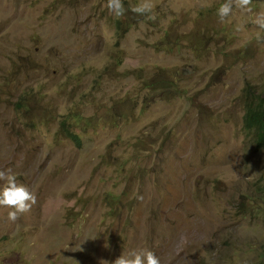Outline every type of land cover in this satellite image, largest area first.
<instances>
[{
    "label": "rangeland",
    "instance_id": "1",
    "mask_svg": "<svg viewBox=\"0 0 264 264\" xmlns=\"http://www.w3.org/2000/svg\"><path fill=\"white\" fill-rule=\"evenodd\" d=\"M106 2L0 0V170L37 197L15 222L0 207V264H264L243 97L264 89V0L223 22L224 0H151L155 19ZM169 74L177 91L148 84Z\"/></svg>",
    "mask_w": 264,
    "mask_h": 264
},
{
    "label": "clouds",
    "instance_id": "2",
    "mask_svg": "<svg viewBox=\"0 0 264 264\" xmlns=\"http://www.w3.org/2000/svg\"><path fill=\"white\" fill-rule=\"evenodd\" d=\"M253 0H224L216 9V14L223 22L234 15V9L247 14L252 12ZM201 8H209L212 5L207 0H201L199 5ZM104 7L108 13L114 18H120L125 15L126 9L123 0H107ZM154 5L151 0H140L135 5H130L131 12L144 16L149 15L150 19H155L153 14ZM251 23L256 28L264 31V8L257 11ZM237 30H241V26H237ZM257 40H262L260 32L256 34ZM0 207L10 209L7 218L15 222L19 215L30 211L37 202L36 195L29 190L24 184L17 182V177L11 170H0ZM114 264H160L159 258L151 250L134 251L129 255H121L115 259Z\"/></svg>",
    "mask_w": 264,
    "mask_h": 264
},
{
    "label": "trees",
    "instance_id": "3",
    "mask_svg": "<svg viewBox=\"0 0 264 264\" xmlns=\"http://www.w3.org/2000/svg\"><path fill=\"white\" fill-rule=\"evenodd\" d=\"M137 3L139 2L135 0V4ZM142 17L144 18L145 15ZM175 79H177L175 74H169L160 78H153L147 82L151 86L162 87L164 92L172 93L179 89V85L174 81ZM243 97L245 107L244 127L253 132L255 147L262 149L264 148V89L259 91L253 84L247 83L243 89ZM63 128L72 140L78 144L81 143L79 135L67 128L65 123L63 124Z\"/></svg>",
    "mask_w": 264,
    "mask_h": 264
}]
</instances>
